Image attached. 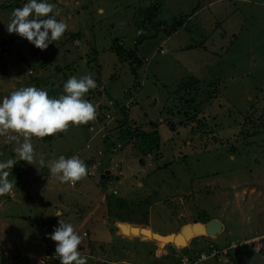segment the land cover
Wrapping results in <instances>:
<instances>
[{
    "label": "rangeland",
    "instance_id": "rangeland-1",
    "mask_svg": "<svg viewBox=\"0 0 264 264\" xmlns=\"http://www.w3.org/2000/svg\"><path fill=\"white\" fill-rule=\"evenodd\" d=\"M211 1L50 0L67 28L46 49H39L7 31L13 8L26 0H0V96L28 85L59 96L70 75L90 73L97 86L85 99L95 107L109 104L107 98L100 99L105 87L106 97L130 103L125 130L155 129L160 138L157 150L147 152L142 141L130 136L122 150L97 158L101 164L93 177L86 172L68 183L46 173L39 158L90 154L103 139L87 122H69L64 130L31 137L36 158L30 162L20 160L13 151L15 142L0 135V160H15L9 175L15 185L0 194V207L7 201L4 209L14 215L5 218L7 228H0V264H60L53 255L56 242L45 235L58 222L53 215L57 209L60 219L81 234L77 248L87 257L86 264H175L174 253L160 259L150 254L160 244L135 231L142 228L157 233L180 228L186 236L200 237L192 244L189 263L264 264L255 243L245 245L247 251L239 246L264 233V198L260 204L255 200L258 193L264 195V0H218L221 3L208 8ZM178 28L172 40L162 44L164 31ZM186 42L199 45L192 68L180 77L176 62L167 61L177 55L175 44ZM110 105L115 110V103ZM110 114L104 123L112 121L109 128L117 129L125 117ZM55 135L62 136L49 138ZM111 136L115 141L117 134ZM99 151L87 158L81 154L87 167ZM124 157L135 159L129 173ZM127 173L128 178L123 175ZM50 179L59 184L49 187ZM252 187L260 191L252 195ZM247 195L252 200L242 202L241 210L249 216L245 224L232 214L231 205ZM246 205L253 207L247 211ZM219 220L233 233L226 251L219 247L222 240H212L217 231H194L196 223L206 228ZM214 246L220 251L211 256Z\"/></svg>",
    "mask_w": 264,
    "mask_h": 264
},
{
    "label": "clouds",
    "instance_id": "clouds-1",
    "mask_svg": "<svg viewBox=\"0 0 264 264\" xmlns=\"http://www.w3.org/2000/svg\"><path fill=\"white\" fill-rule=\"evenodd\" d=\"M58 14L59 9L50 0H26L22 6L13 8L7 31L26 38L39 49H46L67 28L63 19H57ZM96 86L89 73L79 77L70 75L59 96H50L46 89L33 85L0 96V135L8 142H15L13 151L20 160L32 161L36 154L31 137L51 135L68 128L69 122L77 125L95 118V105L84 97ZM39 163L61 182L74 183L87 170L84 160L75 154L68 157L61 154L51 160L41 156ZM14 164L12 157L0 160V194L8 193L15 185V180L9 179ZM53 215L59 218L58 222L50 233H45L56 242L53 255L59 258L60 264H86L87 257L77 248L81 245V234L74 230L72 223L60 219V209Z\"/></svg>",
    "mask_w": 264,
    "mask_h": 264
},
{
    "label": "crops",
    "instance_id": "crops-1",
    "mask_svg": "<svg viewBox=\"0 0 264 264\" xmlns=\"http://www.w3.org/2000/svg\"><path fill=\"white\" fill-rule=\"evenodd\" d=\"M219 3H221V1H218V0H212L210 3H208V8H211V7H213V6H215L216 4H219ZM218 6V5H217ZM154 9H156V7H154ZM159 10H160V8H159ZM159 10H158V12H159ZM229 23V22H228ZM164 29H165V27H164ZM178 31H180V28H178V29H176V30H174V32H172L171 33V31H164V37H163V42H162V44H167L168 43V41L169 40H172V37H173V33L175 34L176 32H178ZM190 31V30H189ZM176 46V48L174 49L175 50V52H173V53H177V55H170V57L171 58H168V61H167V63H173V62H176V65L177 66H179V68H177V73L178 72H180L179 73V76L181 77V75L184 73V74H187L188 73V71L190 70V68H192L191 66H192V62H193V60L191 59V58H195V50L198 48V46L197 45H199V44H196V45H194V44H191V43H184V44H182V45H178V44H175ZM168 48H170V47H168ZM164 49H166L167 50V48H164ZM168 51V50H167ZM187 62H188V64H187ZM190 64V66L188 67V65ZM179 77V78H180ZM103 98H101L100 97V99H102L101 100V102L103 101V99H104V97L105 98H107V100L109 101V104L108 105H110L111 103H115V105H116V108H114L115 110H111L110 111V113H112V114H115V116H118V114L119 113H121L120 112V109L121 108H123V107H126V108H128V109H130V103H128L127 104V102L125 101V103H120V101L116 98L115 99V101H113L112 99V97H110L109 96V94H108V97H106V94L108 93L107 91H106V88L104 87V89H103ZM106 93V94H105ZM126 99V97L124 98V100ZM96 102V101H95ZM99 104V103H98ZM133 104V103H132ZM111 106V105H110ZM129 111V110H128ZM107 112H109V111H107ZM97 114H98V112L96 111V116H97ZM148 117H150V116H148ZM96 120L97 119H93V120H90V121H88L87 122V124H88V126L90 127V125L91 124H96ZM112 121H108V123H107V125H106V127H107V130L109 131L108 133L109 134H112V135H114L115 133L117 134V129H110L109 127H110V125L112 126V124H113V122L111 123ZM58 137L59 136H62V135H57ZM57 137V138H58ZM92 138V137H91ZM56 139V138H55ZM55 139H53V140H55ZM94 139H96V138H93V139H90V141H89V143L90 142H92ZM104 142H102L101 141V144L99 145H96V148H95V150H92L93 152H97V151H99L100 149L101 150H104V149H106V146H105V144H103ZM102 144H103V146H102ZM122 145V144H121ZM88 147H89V144H88ZM123 149V146H121V148H119V150H122ZM92 151L90 152V154H89V151L88 152H85L84 151V153H82V152H77L76 154L81 158V159H83V157L81 156V154L83 155V156H86V158L87 157H90V156H92L94 153H92ZM105 151V153L107 154V156L109 157L110 155H112V154H114L113 152L111 153L110 151H109V149H108V151H107V149L106 150H104ZM116 152V151H115ZM86 158H84V159H86ZM261 159L263 158V156L261 155V157H260ZM259 158V160L260 161H262L261 159ZM131 159H133V158H131ZM123 166H124V168L127 166L128 167V173H129V168L131 167V165H133V161L135 160V159H133V160H130V159H128V158H123ZM258 160V161H259ZM92 164V163H91ZM45 167V166H44ZM89 167V166H88ZM46 168V167H45ZM86 172H87V170H86ZM137 172V171H136ZM46 173H49V171L47 170L46 171ZM128 173L127 174H123V175H125L127 178H128ZM108 178H110L109 177V175L107 176V179ZM115 178H116V180H118V175H116L115 176ZM121 180H125V178H124V176L123 177H121ZM118 181H120V178H119V180ZM128 181V180H127ZM220 182H223V183H225L226 181H225V179H221V180H219ZM85 182V181H84ZM84 182H82V184L84 185ZM48 183H50L51 185L49 186V187H51V186H54V184L55 185H58L59 183H58V181L55 179H50L49 180V182ZM227 183V182H226ZM91 188H93V187H91ZM51 189V188H50ZM90 189V188H89ZM243 194H245V192H246V189H244V187H243ZM210 191V190H209ZM256 191H260L259 189H258V187L257 188H255V187H252L251 188V194L253 195V194H255L256 193ZM261 195L262 194H260V193H258V199H255L256 200V202L258 203V204H260L261 203V201H260V199H263L264 198V195H262V197H261ZM236 196H240L238 193L236 194ZM104 198H105V196H104ZM237 198V200L235 199V201H234V203H233V200H232V203H233V205H231V212H232V214L233 215H237V218L238 219H243V221H244V223L245 224H247L248 223V221H249V216H248V214H247V212H245V210L244 211H242L241 209H244V205L242 204V202H244L245 204H249L250 202H251V198H250V196H246V198H245V200H240V199H238V197H236ZM22 199V198H21ZM225 200V199H224ZM9 201V200H8ZM22 200H20V201H18V203L16 202V204H21L22 202H21ZM117 201H119V200H117ZM228 202V201H227ZM255 202V203H256ZM118 203V202H117ZM121 203V202H120ZM254 203V202H253ZM1 204H2V208L0 207V215H1V217H0V228L1 229H4V228H7V223H6V220H5V218L6 217H8V218H10V217H13L14 215H11L10 213H7L8 211L6 210V209H4V208H7L8 207V204H7V201H2L1 202ZM229 204V203H228ZM246 205V210L248 211V209L249 208H251V207H253V205H249V206H247ZM234 206V207H233ZM20 207V206H19ZM229 207V206H228ZM235 207H237L240 211H238V210H236L235 209ZM13 213H16L15 215H17L18 214V216H19V212H14V211H12ZM207 212V211H206ZM207 214H208V212H207ZM7 218V219H8ZM215 219H218V218H213L212 220H215ZM199 220V218L198 219H196V221H198ZM219 221H221V220H219ZM117 224H119L120 222L119 221H117L116 222ZM221 228L217 231V235H215L214 237H212V240H216L217 238L219 239V240H222V242L220 243L221 245L219 246L220 248H223L222 250L223 251H226V249H227V247L229 246V245H227V241H229L230 242V238H233V233H231L232 231L230 230V229H228V227H227V224L225 223V220H222L221 222ZM247 226H245V228H246ZM176 228V227H175ZM174 229V228H173ZM240 230H243V227L241 226V229ZM150 231L152 232V233H155V234H159V235H162V236H167V235H178V234H182L183 235V237H184V242H185V244L184 245H176L175 243H173V242H170V243H168V242H165V243H163V242H160V241H158V240H156V239H154V240H156L159 244H160V248L158 249V246L157 245H155V247H154V249H155V252H152V253H150V254H153L154 253V256H157V258L158 259H160V257H167L168 255H171V253H174V255H175V258H177L176 260H175V264H183V259L185 258V259H187V260H189L190 258H193L192 256H193V251H190V250H192V244H193V242L194 241H197V240H199V238L200 237H189V236H186L185 235V233H183L182 231H180V228H178L177 230H171V231H169V232H166V233H157L156 231H154L152 228H150ZM251 232V229H248V233H250ZM263 235H264V233L263 234H260L259 236H255V238L257 239V238H261V237H263ZM119 238V237H118ZM253 239H254V237H253ZM249 239H246L244 242H241V243H246L247 241H248ZM50 241L51 242H54V241H52L51 239H50ZM215 242V241H214ZM231 243H233V242H231ZM240 243V244H241ZM234 245H236L235 243H233ZM239 244V245H240ZM169 246H171V247H169ZM196 246V245H195ZM253 247V246H252ZM79 248H81V246L79 247ZM249 248H248V246H244L243 247V250H248ZM157 250L158 251H161V254H157L158 252H157ZM195 250V249H194ZM212 250H216V251H220V250H217L216 248H215V246L213 247V249ZM185 251V252H184ZM157 252V253H156ZM180 252H182V254L180 253ZM156 253V254H155ZM178 253H180L182 256L180 257L179 255H178ZM242 253H246V252H242ZM150 256V255H149ZM149 256H146V257H149ZM192 261H195V259L194 260H192ZM201 262H199V264H200ZM174 264V263H173Z\"/></svg>",
    "mask_w": 264,
    "mask_h": 264
},
{
    "label": "trees",
    "instance_id": "trees-1",
    "mask_svg": "<svg viewBox=\"0 0 264 264\" xmlns=\"http://www.w3.org/2000/svg\"><path fill=\"white\" fill-rule=\"evenodd\" d=\"M6 44V43H5ZM118 52H121L120 50H117ZM101 105H99L98 107H95L96 108V111L98 112L97 114V123L98 124H104V125H107L108 121L106 123H104L105 121V116H107V111L110 112V105H106L104 104L103 107H100ZM129 109L126 108V107H123L120 109V112L124 115V121L122 120H119V123H118V126H117V129H118V133H117V136H115V141H112L111 138L113 136H111L112 134H107V138H105L103 140V144H105L106 146V149L108 151L109 148H111V146H116L117 143H123V141L127 142V140L129 138H132V137H135L136 139L138 138L140 141L143 142V145H144V148L147 150V152H151V151H154V150H157L158 148V143H159V132L158 130H153V132H145L143 131V129L141 127H137V128H133V126L131 127V129H128V130H125L123 125L127 124V118H128V111ZM108 112V113H109ZM117 117V116H116ZM117 119V118H116ZM153 127H158L155 123L153 124ZM89 127V126H88ZM132 136V137H130ZM58 137V136H57ZM56 135L55 136H51L49 137L51 140L57 138ZM153 137L155 139H153ZM96 154V161H97V158L98 157H101V159L105 158L107 159L108 156L107 154L104 153L101 154ZM101 164V162H100ZM203 221H207V218H205ZM262 253H264V251L262 250Z\"/></svg>",
    "mask_w": 264,
    "mask_h": 264
},
{
    "label": "built area",
    "instance_id": "built-area-1",
    "mask_svg": "<svg viewBox=\"0 0 264 264\" xmlns=\"http://www.w3.org/2000/svg\"><path fill=\"white\" fill-rule=\"evenodd\" d=\"M96 117L97 116L95 115V119H96ZM107 117L112 118V116H111L110 113L107 114ZM89 129L95 135L101 134V138L103 140L105 138H107V132H109L107 130L106 125H104V124H98L97 123V120H96V124L95 125L94 124H91L90 127H89ZM121 146H122L121 143H117L116 146H113V147L111 146V148H109V151L110 152L117 151L119 148H121ZM104 150H106V149H104ZM104 150H100L99 151V154L100 155L103 154L104 153ZM99 165H100V163H98V161H95L94 163L91 164V166L87 167V173H88V175L91 176V177H93L95 175V170L97 169V167ZM262 238H264V237H262ZM262 238H258V239L254 238L251 241L248 240L246 243H241L239 246L252 245V244L255 243L257 245L258 250H260V252H262V250L264 251V242H261V240H264V239H262ZM217 254H219V251L213 250L211 256H216ZM263 255H264V253H263ZM203 258H204V256H203ZM185 260H186V262L189 263V260H187L185 258L183 259V262ZM197 263L199 264V262L193 261V263L190 262L189 264H197Z\"/></svg>",
    "mask_w": 264,
    "mask_h": 264
},
{
    "label": "water",
    "instance_id": "water-1",
    "mask_svg": "<svg viewBox=\"0 0 264 264\" xmlns=\"http://www.w3.org/2000/svg\"><path fill=\"white\" fill-rule=\"evenodd\" d=\"M194 228H195L194 231L199 228V229H201V230L203 229L205 232L210 233V234L213 235L216 231H218L221 228V223L219 221H213L210 224H208L206 228L202 224H197L196 223ZM189 231H191V230H189ZM152 235H153L152 236L153 239H156V240H158L160 242H163V243H165V242H168V243L173 242L176 245H184L183 244L184 242L181 243V244L178 242L179 238L184 240L182 234L162 236V235H159V234L152 233Z\"/></svg>",
    "mask_w": 264,
    "mask_h": 264
},
{
    "label": "bare ground",
    "instance_id": "bare-ground-1",
    "mask_svg": "<svg viewBox=\"0 0 264 264\" xmlns=\"http://www.w3.org/2000/svg\"><path fill=\"white\" fill-rule=\"evenodd\" d=\"M135 231H136V232L143 233V234H145V235H147V236H150V237L153 236V235H152V232H151L149 229H146V228H142L141 230L136 229ZM183 239H184V237H183ZM178 242L181 244V243L184 242V240H182L181 238H179V241H178ZM183 244H185V242H184Z\"/></svg>",
    "mask_w": 264,
    "mask_h": 264
}]
</instances>
